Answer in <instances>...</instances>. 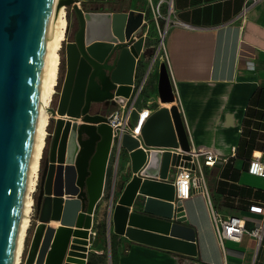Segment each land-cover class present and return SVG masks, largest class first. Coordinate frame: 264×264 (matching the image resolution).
Listing matches in <instances>:
<instances>
[{
    "label": "water",
    "instance_id": "water-1",
    "mask_svg": "<svg viewBox=\"0 0 264 264\" xmlns=\"http://www.w3.org/2000/svg\"><path fill=\"white\" fill-rule=\"evenodd\" d=\"M80 1L63 0L74 7L79 28L66 42L67 74L57 105L49 108L59 117L52 120L40 168L39 220L26 264H63L66 253L65 264L85 262L81 257L104 195L112 151L113 130L103 107L115 94L130 95L145 42L142 12L109 6L89 10ZM51 5L52 0H0V264L13 263ZM174 99L171 84L162 100ZM142 133L155 148L147 153L136 137L123 135L132 177L114 205L112 197L109 222L133 241L196 256V229L185 222L175 185L153 178H174L171 165L180 161V155L158 146L191 148L177 104L153 112Z\"/></svg>",
    "mask_w": 264,
    "mask_h": 264
},
{
    "label": "crops",
    "instance_id": "crops-1",
    "mask_svg": "<svg viewBox=\"0 0 264 264\" xmlns=\"http://www.w3.org/2000/svg\"><path fill=\"white\" fill-rule=\"evenodd\" d=\"M245 1L173 0L174 20L189 24L171 27L165 41L177 94L173 103H164L162 97L158 99V85L154 83L151 95L141 94L139 108L144 100L152 101V113L178 103L191 148L205 146L220 156L205 168L214 204L225 215L245 216L248 228H252L259 215L251 213L249 206L264 201V177L247 172L254 152L264 156V0L253 4L243 24L238 15ZM147 71V67L140 65L138 82ZM113 156L112 152L104 195L94 214L98 234L102 216L109 215L112 197L113 205L116 203L115 192L108 189L112 178L114 183L110 173ZM131 177L132 172L128 175L124 169L117 176L120 190L117 196ZM183 204L185 222L196 229V256L133 241L125 234L116 233L113 222L107 221L113 232L108 237L114 264H263L259 253L264 239L259 243L250 233H245L240 241L226 239L222 244L205 197L194 194ZM96 237L92 249L102 255L105 246L94 248ZM109 258L112 264L111 255Z\"/></svg>",
    "mask_w": 264,
    "mask_h": 264
},
{
    "label": "built area",
    "instance_id": "built-area-1",
    "mask_svg": "<svg viewBox=\"0 0 264 264\" xmlns=\"http://www.w3.org/2000/svg\"><path fill=\"white\" fill-rule=\"evenodd\" d=\"M258 0H246L245 4L239 13L238 17L240 21L244 24L248 20V15L250 8ZM171 9L173 10V0H171ZM176 26L188 27L189 24L181 21L174 20ZM168 29L165 30V35L168 33ZM164 37V36H163ZM145 43L141 52L140 57L144 52ZM162 48H159L153 57L152 63L154 64L160 54ZM164 53L166 55L167 61L170 66V58L166 48V44H163ZM140 57L137 58L136 70L134 83L132 84L131 92L129 96L117 95L115 94L111 98V105L114 107L110 113L107 114L108 123L111 125L113 130V142H112V152L119 156L123 152V146L121 144L122 137L125 133H130L136 137L140 146L149 153L155 146L147 145L144 142V137L142 129L147 119L152 113V101L144 100V104L139 108V102L141 94L143 93L147 75L141 81H137L136 75L140 67ZM174 97H176V91L173 88ZM177 103V102H176ZM178 105V103H177ZM81 122V121H79ZM161 150L170 149L173 153L180 155V161L177 164L171 165V170L174 171L175 177L171 178L170 175L166 178L153 177L164 181H172L176 187V199L180 198L183 201L194 194H202L208 205L211 221L214 230L219 238V241L224 244L226 239H233L235 241H240L245 233H250L254 236L259 243L262 242L264 238V201L253 202L249 206V211L253 214L259 215V221L252 228L247 226V218L243 215H225L218 207L214 204L211 193L207 183L205 168L208 165H213L217 159L220 157L213 149L200 146L197 148H190L186 150L181 146L178 147H166L158 146ZM232 154H236V149L234 148ZM227 159V158H223ZM111 162V158H110ZM109 162V164H110ZM247 172L264 177V156L261 152H254L252 158H250L247 165ZM117 173L114 176V180L117 179ZM95 214V213H94ZM93 214V222L89 228V235L87 237L88 244H86V250L83 251L86 256L81 257L85 260L84 263L76 264H90V254L92 251L93 239L98 235L97 229L95 228ZM70 248H68L69 250ZM95 252H98L95 250ZM68 253L65 255L63 264L67 262ZM26 263V262H25Z\"/></svg>",
    "mask_w": 264,
    "mask_h": 264
},
{
    "label": "rangeland",
    "instance_id": "rangeland-1",
    "mask_svg": "<svg viewBox=\"0 0 264 264\" xmlns=\"http://www.w3.org/2000/svg\"><path fill=\"white\" fill-rule=\"evenodd\" d=\"M80 5L87 6L89 9L96 10L99 8H105L107 6L111 7L112 9H118V8H128V10H134L135 13L142 12L144 14V29L142 34L145 37V48L143 52V59L140 60V65L143 67L148 68V75L145 85V90L143 91V94L145 95H151L150 91L153 88V84L157 83L158 85V93L159 97L164 96L166 90L168 89V86L172 84L173 87V78L170 72V66L167 61L166 55L164 53L163 44L166 41L165 30L175 25L174 18H173V10L171 9V0H81ZM66 8V14L65 19L67 23V30L65 33V39L62 43L60 51L65 53V47H66V40L69 36V29L72 27L76 20V12L73 6H65ZM163 21V24H162ZM164 36V37H163ZM159 48L161 49L160 54L157 57V61L153 64L152 59L155 56V53ZM64 58V55H63ZM66 59V57H65ZM60 62H61V54H60ZM59 62V64H60ZM60 70V66H59ZM58 83L60 82L59 76H58ZM57 83V84H58ZM56 93L53 96L52 102L50 106H56V104L59 101V95L57 90V85L55 89ZM162 100V99H161ZM113 109V106L107 107L106 113H110ZM51 114H53L51 112ZM53 116V115H52ZM56 118H52L50 116V122L48 126V136L46 141V149L43 153V159L41 160V169L44 165L45 157L48 155L49 146L51 142V132L50 130H53L54 128V121ZM130 158L126 154L125 151H123L119 156L117 155V152L113 156V162L111 165L110 173L111 177H114L117 173L118 176L121 175V172L126 171V173L129 175L131 174V167H130ZM40 174V173H39ZM116 181V180H114ZM114 188L112 189V187ZM109 192L114 191L116 200L118 198L117 194L119 193V182L117 181L113 183V178L109 183ZM38 191L37 190L33 194L34 202H35V196ZM39 220L38 212L36 210V204H34V209L32 212V218H31V225L28 229L25 244H24V252L22 256V264H24V261L26 260L27 253L29 251L33 235L35 232L36 224ZM109 221V215L107 213H104V216H102V221L99 225V234L95 239L94 248H98L100 246L104 247V253L102 255H98V253L92 251L91 252V261L93 263H100V264H110V255L112 259V264H114L115 256L112 255V246L110 244L111 239L108 237L109 234H113L112 230L109 229L110 225L106 222ZM106 224V226H105ZM112 229V228H111ZM264 239V238H263ZM107 240V242H105ZM262 246L260 248L259 253V259L264 264V240L262 242ZM26 245V247H25ZM93 246V245H92ZM114 260V261H113Z\"/></svg>",
    "mask_w": 264,
    "mask_h": 264
},
{
    "label": "bare ground",
    "instance_id": "bare-ground-1",
    "mask_svg": "<svg viewBox=\"0 0 264 264\" xmlns=\"http://www.w3.org/2000/svg\"><path fill=\"white\" fill-rule=\"evenodd\" d=\"M65 14L66 8L63 4V0H52L41 73L38 110L27 165L21 216L17 230L12 264H22L23 262L22 256L25 239L31 225L32 212L34 209L33 194L37 190L41 160L46 146V139L49 134L48 126L50 116L56 119L59 117L57 112H52L53 114H51L49 108L55 94L59 73L60 49L67 30ZM172 101L173 100H167L163 102L173 103ZM56 223L60 225L59 220L51 221L52 225L58 226ZM24 264H26L25 261Z\"/></svg>",
    "mask_w": 264,
    "mask_h": 264
},
{
    "label": "flooded vegetation",
    "instance_id": "flooded-vegetation-1",
    "mask_svg": "<svg viewBox=\"0 0 264 264\" xmlns=\"http://www.w3.org/2000/svg\"><path fill=\"white\" fill-rule=\"evenodd\" d=\"M88 8V7H87ZM89 9V8H88ZM100 9H102V8H99L98 10H100ZM89 10H92V9H89ZM79 28V20H78V17H77V14H76V20H75V23H74V25L72 26V27H70V29H69V36H68V39L66 40V42H68L69 40H73L74 39V34H75V31L77 30ZM64 55V60H63V63L61 64V66H60V64H59V66H60V70H59V73H58V76H59V79H60V82H59V84H58V94L59 95H57V96H59V98H60V95H61V91H62V89H63V85H64V80H65V77H66V74H67V61H66V59H65V53L63 54ZM58 83V82H57ZM55 93H56V91H55ZM57 105V104H56ZM110 106H112L111 104L109 105V106H107V107H110ZM107 107L106 106H104L103 107V111H107ZM114 108V107H113ZM108 114V113H107ZM43 157V156H42ZM44 163H45V161H44ZM39 180V179H38ZM38 186V185H37ZM38 194H39V189H38V191H37V194H36V203H37V200H38ZM34 204H35V202H34ZM36 210H37V204H36Z\"/></svg>",
    "mask_w": 264,
    "mask_h": 264
},
{
    "label": "trees",
    "instance_id": "trees-1",
    "mask_svg": "<svg viewBox=\"0 0 264 264\" xmlns=\"http://www.w3.org/2000/svg\"><path fill=\"white\" fill-rule=\"evenodd\" d=\"M115 10H127V9H125V8H118V9H115ZM162 24H163V21H162ZM60 54H61V62H60V66H61V64L63 63V52L62 51H60ZM59 84V83H58ZM58 84H57V89H58ZM52 130H50V132H51ZM35 204H36V196H35ZM90 264H94L91 260H90Z\"/></svg>",
    "mask_w": 264,
    "mask_h": 264
}]
</instances>
